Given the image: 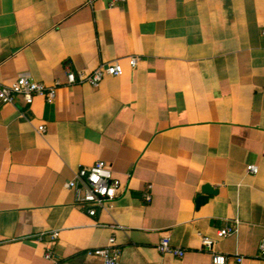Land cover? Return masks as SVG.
<instances>
[{
	"label": "crops",
	"instance_id": "obj_1",
	"mask_svg": "<svg viewBox=\"0 0 264 264\" xmlns=\"http://www.w3.org/2000/svg\"><path fill=\"white\" fill-rule=\"evenodd\" d=\"M111 1L0 0V83L63 82L53 103L0 101V264H102L87 251L111 236L122 264H212L202 236L262 264L264 0ZM108 62L123 74L66 83ZM99 160L125 189L90 216L65 184Z\"/></svg>",
	"mask_w": 264,
	"mask_h": 264
},
{
	"label": "built area",
	"instance_id": "obj_2",
	"mask_svg": "<svg viewBox=\"0 0 264 264\" xmlns=\"http://www.w3.org/2000/svg\"><path fill=\"white\" fill-rule=\"evenodd\" d=\"M90 3L93 0H89ZM126 0H112L110 5ZM264 33V29H263ZM139 58L137 56L130 57L132 67L137 65ZM123 66L119 62L101 63L91 71L68 69L66 74V83L68 85L89 83L98 86L105 76H120L123 74ZM63 82L56 80L53 84L48 85L33 78L31 75L23 73L10 84L0 83V101L4 104H12L21 98L26 104H32L36 97L41 96L47 103L55 101L57 91ZM41 132L45 131V126H39ZM249 173H256L258 167L254 164L247 166ZM65 186L75 192V204L82 208L90 216H96L101 210H109L112 208L114 201L125 189L123 181L114 176L111 168L105 161L99 160L91 166H81L69 179ZM152 185L147 186L144 193L146 201H151L152 195L150 189ZM121 228V226H118ZM236 229L233 226H226L218 231L221 237L228 236ZM58 232L54 231L49 234L53 238L58 237ZM202 247L212 252V264H227L229 256L216 252L213 249L214 239L210 236L201 237ZM157 248L162 253H173L182 257L185 249L175 248L172 246L170 238L164 236L161 238ZM89 256H97L102 259V264H122L121 255L122 248L117 242L115 236H111L105 246L97 247L87 251ZM47 258H51L50 252L45 254ZM245 256L235 254L238 263L244 260ZM255 258L264 264V238L259 244L258 253Z\"/></svg>",
	"mask_w": 264,
	"mask_h": 264
},
{
	"label": "water",
	"instance_id": "obj_3",
	"mask_svg": "<svg viewBox=\"0 0 264 264\" xmlns=\"http://www.w3.org/2000/svg\"><path fill=\"white\" fill-rule=\"evenodd\" d=\"M203 192H204V195L199 196L197 200L198 204H201L207 200V194H213V193L215 194L217 193V190H215L211 185L206 184L203 187Z\"/></svg>",
	"mask_w": 264,
	"mask_h": 264
}]
</instances>
